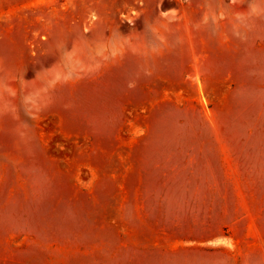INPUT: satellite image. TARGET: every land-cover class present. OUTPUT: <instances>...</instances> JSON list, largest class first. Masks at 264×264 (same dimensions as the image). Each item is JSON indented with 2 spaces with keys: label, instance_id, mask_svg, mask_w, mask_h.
Instances as JSON below:
<instances>
[{
  "label": "rangeland",
  "instance_id": "rangeland-1",
  "mask_svg": "<svg viewBox=\"0 0 264 264\" xmlns=\"http://www.w3.org/2000/svg\"><path fill=\"white\" fill-rule=\"evenodd\" d=\"M0 264H264V0H0Z\"/></svg>",
  "mask_w": 264,
  "mask_h": 264
}]
</instances>
